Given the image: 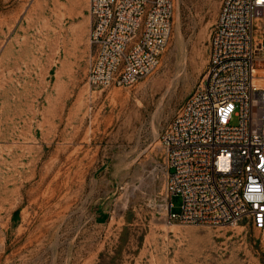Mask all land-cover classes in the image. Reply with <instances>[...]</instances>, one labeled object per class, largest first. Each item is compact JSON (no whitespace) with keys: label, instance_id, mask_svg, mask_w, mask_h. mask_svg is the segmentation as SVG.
Segmentation results:
<instances>
[{"label":"rangeland","instance_id":"1","mask_svg":"<svg viewBox=\"0 0 264 264\" xmlns=\"http://www.w3.org/2000/svg\"><path fill=\"white\" fill-rule=\"evenodd\" d=\"M221 2L175 0L157 69L95 89L90 0H0V264H264V230L168 216L160 136L207 70Z\"/></svg>","mask_w":264,"mask_h":264},{"label":"built area","instance_id":"2","mask_svg":"<svg viewBox=\"0 0 264 264\" xmlns=\"http://www.w3.org/2000/svg\"><path fill=\"white\" fill-rule=\"evenodd\" d=\"M90 87H132L171 38L175 0H90ZM207 70L160 136L184 224L264 230V0H222ZM236 121V122H234Z\"/></svg>","mask_w":264,"mask_h":264}]
</instances>
